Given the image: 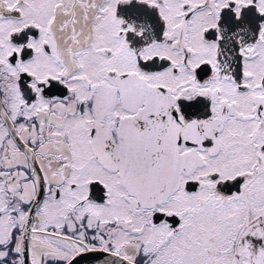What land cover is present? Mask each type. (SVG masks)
<instances>
[{
  "label": "snow or ice",
  "instance_id": "snow-or-ice-1",
  "mask_svg": "<svg viewBox=\"0 0 264 264\" xmlns=\"http://www.w3.org/2000/svg\"><path fill=\"white\" fill-rule=\"evenodd\" d=\"M0 264H264V0H0Z\"/></svg>",
  "mask_w": 264,
  "mask_h": 264
}]
</instances>
